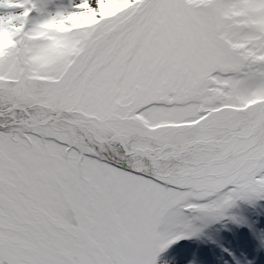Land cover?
Instances as JSON below:
<instances>
[{"label":"snow or ice","instance_id":"obj_1","mask_svg":"<svg viewBox=\"0 0 264 264\" xmlns=\"http://www.w3.org/2000/svg\"><path fill=\"white\" fill-rule=\"evenodd\" d=\"M260 21L264 0H0V264H157L189 213L264 200Z\"/></svg>","mask_w":264,"mask_h":264},{"label":"rangeland","instance_id":"obj_2","mask_svg":"<svg viewBox=\"0 0 264 264\" xmlns=\"http://www.w3.org/2000/svg\"><path fill=\"white\" fill-rule=\"evenodd\" d=\"M60 0H57V3H59ZM192 2H195V0H192ZM200 2H204V0H200ZM244 13L241 12H235L233 11L231 13V15L233 16H237V15H242ZM82 15V14H81ZM81 15L73 17L71 19V26L74 28H79V27H84L86 25H90L94 22L93 18L92 20H90V17H85L84 19L80 18ZM260 23H264V21H260ZM49 28L51 30H54L56 32H63L65 31V24L64 22H59L55 25H50ZM3 45L4 50L10 46V41L8 39L3 38L0 41ZM3 52H0V55H3ZM68 54V50L64 49L62 45H53V48L51 49V51L48 54L45 55H41V56H37L34 58V63L38 66V69H43L45 67H47L48 65L52 64L55 62V59L61 55H65ZM252 203H247V202H237L236 206H234L233 208L229 209L227 214L225 215V222L222 220H216L214 222V224L211 226V230L208 232H205L206 235H200L199 237H201L198 240H194L196 238L190 237L189 239H183L181 240L182 243L185 244H189L192 248L195 247V245H197L198 247L200 246H204L206 247L207 245L210 246L211 249H213V252L211 254V257L213 259V261L217 262V260L223 259V253L221 256V252L226 250V247L224 246L226 244V242L228 241V236L231 234V232L233 231V223H238V225H240V220L238 217V214L235 213L237 210H246V212L251 215V212H254L256 210V208H252L250 209ZM259 207V206H257ZM250 209V210H249ZM196 213H189L188 217L189 219L192 220V215H195ZM233 217H235V219H232ZM264 221V218H262L261 216L257 217L256 222H262ZM195 228H199V227H195ZM241 231H244L243 229H240ZM200 231V229H199ZM174 244L171 245L170 247H168L164 252L159 254V258L162 259V261H158L157 260V264H168L171 260L172 257L177 255L174 252ZM187 260H186V264H190V262L192 261L191 258H189V256H186Z\"/></svg>","mask_w":264,"mask_h":264},{"label":"bare ground","instance_id":"obj_3","mask_svg":"<svg viewBox=\"0 0 264 264\" xmlns=\"http://www.w3.org/2000/svg\"><path fill=\"white\" fill-rule=\"evenodd\" d=\"M128 0H109V3L111 5V9L112 11H115L117 5L123 3V2H127ZM87 16H92L90 13H85L81 15V19L85 18ZM6 37H4L3 35H0V41ZM4 48L2 43L0 42V52H3ZM239 217H241L242 221L244 222L246 220V214L242 211L237 212ZM263 226L259 225V227H257L254 231H255V236H257V239L262 242H260L263 245V249H264V235L260 234V229H262ZM235 231H238V227L235 226ZM243 238L242 234H239V239H234V238H229L230 241L228 242L227 246H228V251L231 252H235V256L236 257H240V252H241V244H240V239ZM263 239V240H262ZM176 260V259H175ZM175 260L171 261L169 264H184L185 258L182 257L181 259H177L176 262H174Z\"/></svg>","mask_w":264,"mask_h":264}]
</instances>
